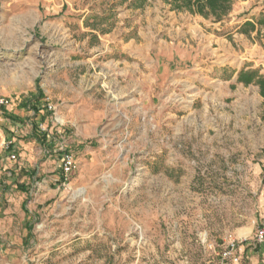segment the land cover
Instances as JSON below:
<instances>
[{"label":"rangeland","instance_id":"374dc122","mask_svg":"<svg viewBox=\"0 0 264 264\" xmlns=\"http://www.w3.org/2000/svg\"><path fill=\"white\" fill-rule=\"evenodd\" d=\"M142 1L0 0V264H264V0Z\"/></svg>","mask_w":264,"mask_h":264},{"label":"trees","instance_id":"16d2710c","mask_svg":"<svg viewBox=\"0 0 264 264\" xmlns=\"http://www.w3.org/2000/svg\"><path fill=\"white\" fill-rule=\"evenodd\" d=\"M177 9H186L192 13H199L204 17H214L216 21L225 18L233 8L235 0H168ZM147 0H143L141 5L146 4ZM258 24L264 26V14L257 21ZM251 28L255 27L252 22L245 23ZM239 82L245 85L255 84L259 87L261 95L264 97V75L260 74L257 69L242 70L238 77ZM10 117L11 114L8 113Z\"/></svg>","mask_w":264,"mask_h":264},{"label":"built area","instance_id":"2783aa9c","mask_svg":"<svg viewBox=\"0 0 264 264\" xmlns=\"http://www.w3.org/2000/svg\"><path fill=\"white\" fill-rule=\"evenodd\" d=\"M12 106H13V103L9 98L0 97V117H2L3 119H6V115L9 112H12V110H13ZM47 109H48V111H52V109H53L52 104H48ZM41 128L43 131L47 130L45 127L42 126V124H41ZM0 138L2 139L3 148L5 150H8V157L7 158L10 160H13V161H17V159L19 157V153H18V150L16 148V143L14 142V140L8 139V137L4 134V130H1V129H0ZM75 167H76V163L74 160V156L67 149L63 154L62 164H61L64 183H65V180H67V176L73 172ZM256 236H257L258 242H263L264 241V228L259 229ZM228 246L230 248V251L228 253H231L232 250L235 249V246H236L235 239H232Z\"/></svg>","mask_w":264,"mask_h":264},{"label":"crops","instance_id":"0c3cea01","mask_svg":"<svg viewBox=\"0 0 264 264\" xmlns=\"http://www.w3.org/2000/svg\"><path fill=\"white\" fill-rule=\"evenodd\" d=\"M11 117V116H10ZM10 117L8 116V114L6 115V119H3L2 117H1V121L2 122H8V124H13V122H12V120H10ZM7 137H9V136H7Z\"/></svg>","mask_w":264,"mask_h":264},{"label":"bare ground","instance_id":"6f19581e","mask_svg":"<svg viewBox=\"0 0 264 264\" xmlns=\"http://www.w3.org/2000/svg\"><path fill=\"white\" fill-rule=\"evenodd\" d=\"M64 120V119H63Z\"/></svg>","mask_w":264,"mask_h":264}]
</instances>
